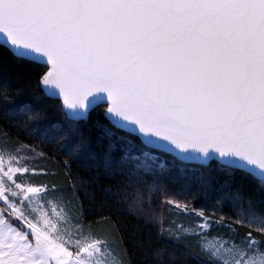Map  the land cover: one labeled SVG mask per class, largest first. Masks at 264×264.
Returning <instances> with one entry per match:
<instances>
[{
  "label": "snow or ice",
  "instance_id": "1",
  "mask_svg": "<svg viewBox=\"0 0 264 264\" xmlns=\"http://www.w3.org/2000/svg\"><path fill=\"white\" fill-rule=\"evenodd\" d=\"M0 44L39 69L37 88L61 101L71 130L102 108L146 148L215 162L264 193V0H0ZM24 94L0 92L5 120ZM50 159L0 129V264H133L118 221L94 209L119 192L72 178L68 160L53 171ZM194 201L154 181L128 209L195 264H264V213L250 199L231 192L222 203L232 214L213 215ZM152 256L174 264L166 247Z\"/></svg>",
  "mask_w": 264,
  "mask_h": 264
},
{
  "label": "trees",
  "instance_id": "2",
  "mask_svg": "<svg viewBox=\"0 0 264 264\" xmlns=\"http://www.w3.org/2000/svg\"><path fill=\"white\" fill-rule=\"evenodd\" d=\"M38 71L34 65L15 60L0 44V92L5 86L25 92L17 98L22 107L11 110L7 120L3 114L5 102L0 96V129L9 131L21 143L40 145L50 154L48 163L53 171L62 168L63 162L68 160L72 178L90 185L99 181V186L111 187L114 194L119 192L110 198L98 195L94 209L96 215L110 213L118 221L128 241L129 258L133 264H154L152 253L164 247L170 255L174 254V264H195L183 245L160 243L158 229L129 211L128 204L138 187L144 188L155 181L177 196L190 199L195 195L194 206L209 215L217 212L232 214L231 204L222 202L231 192L240 191L251 200L252 210L264 213V193L259 190L258 183L239 172L223 171L215 162L207 166L185 163L175 160L170 154L146 148L138 136L112 128L102 108L91 111L86 119L72 125L75 130H71L60 111L61 101L45 96L37 88ZM35 113H40V119L26 129L25 121ZM105 128L114 135L109 137ZM121 137L155 158L145 157L141 151H127ZM82 140L85 147L76 151ZM66 179L61 175V182ZM143 196L147 201L146 192ZM152 203L155 207L157 201ZM245 206H248L247 200Z\"/></svg>",
  "mask_w": 264,
  "mask_h": 264
}]
</instances>
